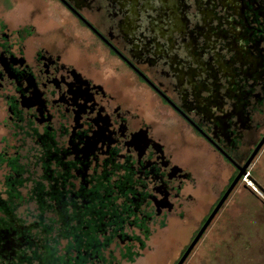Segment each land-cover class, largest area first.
I'll list each match as a JSON object with an SVG mask.
<instances>
[{"label": "flooded vegetation", "instance_id": "obj_1", "mask_svg": "<svg viewBox=\"0 0 264 264\" xmlns=\"http://www.w3.org/2000/svg\"><path fill=\"white\" fill-rule=\"evenodd\" d=\"M263 150L264 0H0V264H176Z\"/></svg>", "mask_w": 264, "mask_h": 264}, {"label": "rangeland", "instance_id": "obj_2", "mask_svg": "<svg viewBox=\"0 0 264 264\" xmlns=\"http://www.w3.org/2000/svg\"><path fill=\"white\" fill-rule=\"evenodd\" d=\"M253 173L264 189V150L253 164ZM247 180L253 188L239 186L233 192L225 210L200 237L184 264H264V193ZM188 220L191 224L184 227H168L160 241L155 235L146 241L154 248L151 259L157 264H172L187 243L191 233L187 226L196 224L194 218Z\"/></svg>", "mask_w": 264, "mask_h": 264}, {"label": "water", "instance_id": "obj_3", "mask_svg": "<svg viewBox=\"0 0 264 264\" xmlns=\"http://www.w3.org/2000/svg\"><path fill=\"white\" fill-rule=\"evenodd\" d=\"M250 159L247 161V163L241 168L240 172L236 175V177L233 179L232 183L230 184V186L228 187V189L226 190V192L224 193V195L222 196V198L220 199V201L218 202L217 206L214 208V210L211 212V214L209 215V217L207 218V220L205 221V223L203 224V226L200 228V230L198 231V233L195 235V237L193 238V240L191 241V243L189 244V246L187 247V249L185 250V252L182 254V256L180 257V259L178 260V262L176 264H182L184 262V260L186 259V257L189 255L191 249L195 246V244L197 243V241L200 239V237L202 236L204 230L206 229V227L208 226L209 222L211 221L213 215L216 213V211L218 210L219 206L222 204V202L224 201V199L227 197V195L229 194V192L231 191V189L234 187V184L236 183V181L238 180V178L240 177L241 174L245 173V168L246 166L249 164ZM254 182V181H253ZM254 184H256L254 182ZM261 190H263L261 187H259ZM264 191V190H263Z\"/></svg>", "mask_w": 264, "mask_h": 264}]
</instances>
